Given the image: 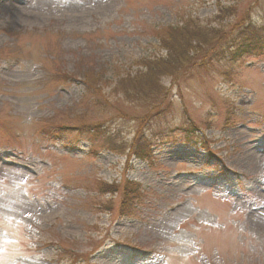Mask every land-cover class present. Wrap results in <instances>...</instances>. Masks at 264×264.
I'll list each match as a JSON object with an SVG mask.
<instances>
[{"label": "rangeland", "instance_id": "1", "mask_svg": "<svg viewBox=\"0 0 264 264\" xmlns=\"http://www.w3.org/2000/svg\"><path fill=\"white\" fill-rule=\"evenodd\" d=\"M188 20L209 42L145 97ZM242 37L264 44V0H0V264H264V46Z\"/></svg>", "mask_w": 264, "mask_h": 264}, {"label": "trees", "instance_id": "2", "mask_svg": "<svg viewBox=\"0 0 264 264\" xmlns=\"http://www.w3.org/2000/svg\"><path fill=\"white\" fill-rule=\"evenodd\" d=\"M208 36L209 31L206 30L204 33L202 30H198L190 20L186 21L184 25L161 30L158 37L160 38L162 49L165 51V56L155 57L153 60L147 62L145 64V73L138 77L147 81L143 83L146 87L143 92L144 96L147 98L156 97L159 95L160 89L157 90V93H154L151 90L152 88L159 85L165 78L171 77L176 79L178 73L187 69L191 65L194 56L192 52L195 54L197 51H192L193 45L209 42ZM242 38L244 39L245 37ZM260 41V39H255L252 43L248 41V45H246L244 39L242 44L243 53L248 52L249 54H253L257 53V51L261 52L264 44L261 46ZM145 148L138 147L134 154L143 159L146 158ZM130 193L131 190L128 189L127 194L124 196L125 199Z\"/></svg>", "mask_w": 264, "mask_h": 264}, {"label": "bare ground", "instance_id": "3", "mask_svg": "<svg viewBox=\"0 0 264 264\" xmlns=\"http://www.w3.org/2000/svg\"><path fill=\"white\" fill-rule=\"evenodd\" d=\"M251 158H253V156Z\"/></svg>", "mask_w": 264, "mask_h": 264}]
</instances>
